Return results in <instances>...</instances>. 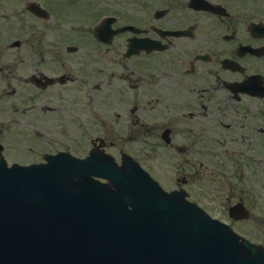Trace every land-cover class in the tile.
Segmentation results:
<instances>
[{
  "label": "flooded vegetation",
  "instance_id": "af4514ba",
  "mask_svg": "<svg viewBox=\"0 0 264 264\" xmlns=\"http://www.w3.org/2000/svg\"><path fill=\"white\" fill-rule=\"evenodd\" d=\"M141 147L264 264V0H0V159Z\"/></svg>",
  "mask_w": 264,
  "mask_h": 264
},
{
  "label": "water",
  "instance_id": "95a60500",
  "mask_svg": "<svg viewBox=\"0 0 264 264\" xmlns=\"http://www.w3.org/2000/svg\"><path fill=\"white\" fill-rule=\"evenodd\" d=\"M97 157L31 168L0 161V264L260 263L139 165L113 167Z\"/></svg>",
  "mask_w": 264,
  "mask_h": 264
},
{
  "label": "rangeland",
  "instance_id": "374dc122",
  "mask_svg": "<svg viewBox=\"0 0 264 264\" xmlns=\"http://www.w3.org/2000/svg\"><path fill=\"white\" fill-rule=\"evenodd\" d=\"M136 150V148H135ZM165 149L158 148L156 151L152 150L149 152L148 149L145 147L137 148V152H135L136 155H140L142 158H148V164H146L147 167H150L151 175L160 182V184L165 189H170L172 187H175L177 184V176L175 174V165L173 162V159H169L164 154ZM210 171H215L212 166L210 165L209 168ZM213 208H215L212 213L220 214V210H217V205H214Z\"/></svg>",
  "mask_w": 264,
  "mask_h": 264
}]
</instances>
